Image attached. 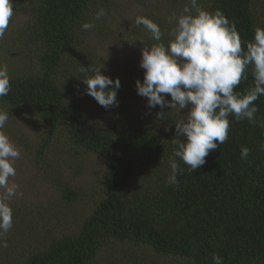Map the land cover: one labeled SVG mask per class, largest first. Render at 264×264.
Listing matches in <instances>:
<instances>
[{
    "label": "trees",
    "instance_id": "trees-1",
    "mask_svg": "<svg viewBox=\"0 0 264 264\" xmlns=\"http://www.w3.org/2000/svg\"><path fill=\"white\" fill-rule=\"evenodd\" d=\"M137 1L142 4L140 15L159 25L160 42L166 45L175 18L191 7L189 0ZM12 3L13 11L27 9L28 14L0 39L10 77V91L0 97V108L9 118H26L23 126L38 136L33 142L19 130L12 140L29 149L42 179L64 206L79 203L88 212L71 211L67 218L60 212L67 229L54 234L50 203L31 206L12 197L13 225L0 239L13 253L12 235L22 226L38 246L19 258L10 256L4 264H214V253L223 264H264V95L254 102L255 122L229 115L228 139L192 172L173 156L171 142L175 123L186 118L188 109L147 106L142 111L147 100L137 94L135 82H143L144 70L136 55L134 62L108 57L87 40L95 34L100 41L128 43L141 51L157 43L142 25L134 20L118 38L113 35L109 20L115 0ZM198 4L210 12L223 11L235 24L242 48L253 40L255 27H264V0ZM100 9L105 15L96 20ZM84 22L94 27L83 31ZM103 63L102 72L119 78L121 85L118 106L108 109L86 94L80 79L82 68ZM246 75L234 91L246 93L254 86L251 66ZM101 116L106 125L99 122ZM242 146L250 149L244 160ZM173 159L183 174H178L177 184H167ZM83 168L95 172V182L76 186L62 176V169L77 175ZM9 182L19 185L20 194L24 186L15 178Z\"/></svg>",
    "mask_w": 264,
    "mask_h": 264
},
{
    "label": "clouds",
    "instance_id": "clouds-1",
    "mask_svg": "<svg viewBox=\"0 0 264 264\" xmlns=\"http://www.w3.org/2000/svg\"><path fill=\"white\" fill-rule=\"evenodd\" d=\"M189 2L191 7L185 6L175 18L167 45L160 42L162 32L156 22L143 15L135 18V24L142 25L157 42L144 44L140 60L143 82L137 79L135 83L137 94L146 98L149 108L188 109L186 118L175 123L176 135L171 142L173 156L179 157L193 172L205 164L210 151L228 139L229 115L237 121L246 118L255 122L258 108L254 102L264 95V27H255L253 40L246 41V48H242L235 24L223 11L210 12L198 0ZM104 15L105 10L100 9L95 19ZM12 16V0H0V39L4 38ZM93 27L90 22L81 25L83 31ZM249 66L254 86L246 93L234 91L242 79H247ZM103 68L104 63L100 67L82 68L80 79L86 85V94L108 109L118 106L116 97L121 85L119 78L113 80L102 72ZM9 91L8 68L0 64V97L7 96ZM167 95L171 100L166 99ZM8 120V112L0 110V237L13 225L10 200L19 187L9 182V177L16 176L14 165L21 153L3 131ZM249 153L250 149L242 146L240 158L247 159ZM170 168L166 183L177 184V176L183 170L174 159ZM6 247L7 241L0 239V248ZM212 258L214 264H223L219 255L214 253Z\"/></svg>",
    "mask_w": 264,
    "mask_h": 264
},
{
    "label": "rangeland",
    "instance_id": "rangeland-1",
    "mask_svg": "<svg viewBox=\"0 0 264 264\" xmlns=\"http://www.w3.org/2000/svg\"><path fill=\"white\" fill-rule=\"evenodd\" d=\"M116 1V8L112 12L111 19L109 20V23L111 22L110 26V32L115 35L117 38L118 33L122 31L124 28L130 26L133 24V21L135 18L140 15L141 12V3H138L137 0H115ZM143 2V0H140ZM159 0H150L153 4H157ZM28 11L27 9H24L23 11H20L16 13L13 11V16L10 20L11 27L7 30L10 31L12 28L19 27L21 23L25 21V18L27 17ZM122 34V33H120ZM91 38H88L89 44H96L97 50L101 51L106 56H111L112 58H117L118 56L121 59L129 60L131 62L135 61V55L139 59V62L141 60V51L137 50L133 46H130L127 44H113L108 41H100L99 39H96L95 34H91ZM126 45V46H125ZM119 50V53H118ZM118 53V54H117ZM0 64L6 65L5 58L0 55ZM166 99L169 100L168 97ZM97 105L104 109V107L100 106L97 102ZM146 111L147 109V101H142V111ZM0 110H3L0 108ZM4 111V110H3ZM26 121V118L21 117H10L7 124L6 129H3L5 134L10 138V140L18 147L21 155L20 158L16 160L15 162V169H16V176L15 177H9V180L11 178H15V180L18 181V183H21L24 188L23 190H20V194L17 193V201L21 202L22 204L31 205L37 203H43L45 205H48L50 203V209L53 210L51 213V223L55 226L54 234H58L61 232H64L66 228V225L62 222L60 217V212L64 213V218L69 217L71 211L79 212V215L86 214L88 210H85L83 207L80 206L79 203H72L70 207H65L64 203L60 200L58 193L54 190V188L51 186L50 183H48L46 180L42 179L40 170L33 164L31 153L29 149H26L22 145H19L17 141L12 140V134L19 130H24L25 134L30 138L31 141L35 142L38 139V136L36 133L30 129L25 128L24 122ZM99 122H101L103 125L107 124V119L104 116H101L99 119ZM10 129L12 131L9 132ZM14 138V137H13ZM89 159L92 161L96 160V158L92 155H89ZM93 166V164L91 163ZM95 174L94 171H89L87 169H82L81 174L73 175L66 173L64 169H62V176L63 178L69 182L72 185L76 186H87L91 182H95L92 180V175ZM23 192V193H22ZM22 193V194H21ZM66 213V214H65ZM48 216V213H47ZM6 234V233H4ZM12 239L14 245V252L11 253L9 246L6 248H0V264H4L5 261L11 257L15 258L18 256V258L25 254L27 249L29 247H36L38 244L35 242L34 239L30 238L28 236V233L23 229L21 226L15 233L12 235ZM121 264H128L125 263L123 260H121ZM132 264V263H130Z\"/></svg>",
    "mask_w": 264,
    "mask_h": 264
}]
</instances>
